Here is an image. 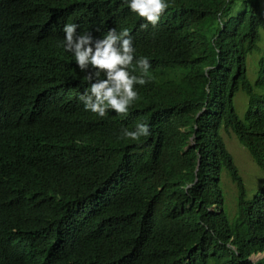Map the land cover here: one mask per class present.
<instances>
[{
    "label": "trees",
    "instance_id": "trees-1",
    "mask_svg": "<svg viewBox=\"0 0 264 264\" xmlns=\"http://www.w3.org/2000/svg\"><path fill=\"white\" fill-rule=\"evenodd\" d=\"M68 22L128 28L149 58L127 116L84 110ZM142 22L122 0H0V264H264V185L249 197L225 140L264 171L262 0H169ZM142 120L151 136H121Z\"/></svg>",
    "mask_w": 264,
    "mask_h": 264
},
{
    "label": "clouds",
    "instance_id": "clouds-1",
    "mask_svg": "<svg viewBox=\"0 0 264 264\" xmlns=\"http://www.w3.org/2000/svg\"><path fill=\"white\" fill-rule=\"evenodd\" d=\"M122 3L130 12L143 18L141 29H147L149 25L155 27L169 8V0H122ZM78 27L75 22L65 23L60 45L72 54L81 72L87 70L84 80L88 87L78 96L79 101L85 111L99 117H105L110 110L127 116L139 97L137 86L146 85L152 78L149 58L136 54L128 28L119 31L109 28L97 37L91 31L78 32ZM152 134L150 123L143 120L137 121L133 129L121 130V136L131 140L147 139Z\"/></svg>",
    "mask_w": 264,
    "mask_h": 264
},
{
    "label": "rangeland",
    "instance_id": "rangeland-1",
    "mask_svg": "<svg viewBox=\"0 0 264 264\" xmlns=\"http://www.w3.org/2000/svg\"><path fill=\"white\" fill-rule=\"evenodd\" d=\"M264 7V0H262ZM260 56L259 53H255L249 56V75L253 80V65L254 61ZM248 99L244 92H238L235 104L238 114L241 118L245 117L247 111ZM227 147L232 153L235 163L237 164L240 174L242 175L245 185L248 189L249 197H253L254 193L264 185V171L257 165L249 151L236 139L234 135H225ZM223 187L226 195V203H232V208L236 209V196L237 187L232 182L229 172L224 170L223 173ZM261 255H258L260 257Z\"/></svg>",
    "mask_w": 264,
    "mask_h": 264
}]
</instances>
